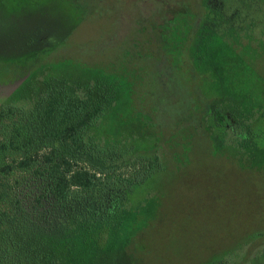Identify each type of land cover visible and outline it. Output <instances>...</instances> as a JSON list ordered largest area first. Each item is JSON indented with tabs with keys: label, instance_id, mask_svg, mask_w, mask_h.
<instances>
[{
	"label": "rangeland",
	"instance_id": "1",
	"mask_svg": "<svg viewBox=\"0 0 264 264\" xmlns=\"http://www.w3.org/2000/svg\"><path fill=\"white\" fill-rule=\"evenodd\" d=\"M67 1L74 12L61 0H0V105L26 104L51 77L109 80L115 105L101 130L114 138H130L139 154L158 156L164 167L129 196L130 207L147 214L138 217L142 228L127 247L133 263L207 264L222 258L250 264L257 257L253 264H264V236L251 239L264 235V151L249 166L232 147L214 155L202 127L189 124L183 140L174 123L159 122L170 118L175 106L165 102L160 116L154 110L162 89L159 71L170 68L159 64V30L151 32V25H162L176 14H196L203 0ZM216 1H221V6L213 5L217 12L224 9L226 18L237 15L244 26L241 43L230 35L229 43L219 37L207 55L217 73L190 77L185 59L174 70L177 82L171 84L180 89L177 99L190 87L214 95L215 86L226 99L219 105L224 114H249L245 107L250 103L264 106L257 82L259 77L264 80V0ZM202 46L197 41L193 54L203 53ZM229 71L234 72L232 79ZM204 100L198 105L200 113L189 99L179 103L201 121L207 103H212ZM261 115H255L254 130L262 128ZM121 117L130 123L125 128ZM216 132L229 131L216 126L209 136Z\"/></svg>",
	"mask_w": 264,
	"mask_h": 264
},
{
	"label": "trees",
	"instance_id": "2",
	"mask_svg": "<svg viewBox=\"0 0 264 264\" xmlns=\"http://www.w3.org/2000/svg\"><path fill=\"white\" fill-rule=\"evenodd\" d=\"M61 3L73 11L69 1ZM200 5L196 14H176L162 25H151V32L159 30V64L170 68L159 71L162 89L159 101L153 102L154 110H159L160 116L165 102L175 106L170 118L165 116L159 122L164 126L174 123L183 140L189 136V124L193 128L197 124L208 136L214 155L232 147L247 164L258 151H264L260 145L264 123L258 131L253 125L258 112L264 116V106L252 102L245 107L249 114L226 115L219 108L226 100L219 88L214 86L217 92L208 96L190 87L177 99L175 93L180 89L171 84L177 82L174 70L185 59L190 77L198 78L204 71L217 73L207 57L210 48L219 37L229 43L227 35L239 44L241 33H245L244 26L236 25L237 15L223 16L225 27L219 29V20L212 18H221L219 13ZM246 40L251 47L252 39ZM197 41L203 44L200 51H205L193 54ZM229 73L232 79L234 72ZM78 79L51 77L26 104L11 101L0 105V264H134L127 247L142 228L138 217L146 213L131 208L129 196L153 175L162 173L163 163L158 156L139 154L130 138H114L101 130L102 121L115 105L112 82L97 77ZM257 82L263 98L264 88L260 89L264 80L259 77ZM181 99H189L195 109L200 108L199 113L198 105L206 103L204 99L212 103H207L200 121L192 110L181 107ZM118 121L121 128L130 124L123 123L128 118ZM215 125L228 134L209 136ZM184 149H188L186 145ZM259 236L264 235L251 239ZM255 261L257 257L250 264ZM207 264L235 262L221 258Z\"/></svg>",
	"mask_w": 264,
	"mask_h": 264
},
{
	"label": "flooded vegetation",
	"instance_id": "3",
	"mask_svg": "<svg viewBox=\"0 0 264 264\" xmlns=\"http://www.w3.org/2000/svg\"><path fill=\"white\" fill-rule=\"evenodd\" d=\"M208 1V2H207ZM202 4H204L205 5V7L206 8H208L209 9V12L210 11H213V12H217V9L213 6L214 4H218L219 6H221V1H216V0H203L202 1ZM223 10L224 9H222V11L220 10V11H218V13H219V17H221V18H218L217 16H213L212 18H213V21L214 20H219L218 22L220 23V25L218 24V26H216L217 28H221V27H225V24L223 25V22H225L226 20H225V18L223 19ZM233 15H235V14H233ZM248 17V16H247ZM222 19V20H221ZM212 21V22H213ZM247 21H245V23H246ZM214 24V23H213ZM236 25L237 26H242V24H240L239 22H238V20H236ZM252 28H254V25L252 26ZM220 32H222V31H220Z\"/></svg>",
	"mask_w": 264,
	"mask_h": 264
}]
</instances>
